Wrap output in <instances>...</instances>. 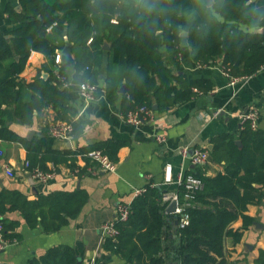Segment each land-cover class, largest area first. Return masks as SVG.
<instances>
[{
  "label": "trees",
  "instance_id": "16d2710c",
  "mask_svg": "<svg viewBox=\"0 0 264 264\" xmlns=\"http://www.w3.org/2000/svg\"><path fill=\"white\" fill-rule=\"evenodd\" d=\"M22 9L8 6L6 29L0 27V139L20 141L28 149L32 166L46 169V160L39 148L18 134L6 121V107L14 106L17 117L27 124L34 118L35 110L52 106L58 118L73 122L76 134L83 125L82 119L73 121L67 93L55 83V68L64 74L65 65L56 62V55L65 38L80 50L73 64L82 73V80L97 83L103 63V44L111 42L106 93L116 96L127 78V94L123 107L128 112L138 106L170 109L176 102L207 93L213 85L205 79H188L175 71L178 63L170 65L160 50L162 40L171 56L184 51L181 31L186 30L188 46L194 60L202 66L220 63L230 77L251 76L264 66V32L255 28L264 26V6L248 0H19ZM81 12L78 24L72 28L71 15ZM68 22V23H67ZM246 25L249 29L243 28ZM53 26L54 30L48 29ZM41 51L47 57L44 69L48 78L39 74L34 81L26 82L24 71L31 52ZM180 58V57H179ZM117 68V73L112 68ZM62 74V75H63ZM118 75L119 78H116ZM32 93L25 97L24 89ZM219 134L210 149V159L225 162L224 170L208 174L206 165H195L186 171L203 182L194 191L180 183L176 192L182 203L188 202L184 212L189 214L185 226L175 227L172 221L181 214L167 212L163 192L148 184L131 202L129 217L116 219L119 233L116 239L107 237L103 248L120 260L107 264H231L225 255L227 237L241 241L244 229L255 220L248 214L249 205L261 204L264 198V128L245 119L238 135ZM116 148V147H115ZM69 156L75 160L79 153ZM106 151V150H105ZM108 152V151H106ZM114 154V153H113ZM109 155L113 157L112 152ZM69 158V157H66ZM67 160V159H66ZM89 161V159H87ZM58 162V159H55ZM75 163V162H74ZM73 163V167L76 164ZM206 167V166H205ZM187 193L192 198L184 200ZM47 197V196H46ZM45 197V198H46ZM52 206L49 213L57 222L45 221L44 211L35 207L45 200H28L18 189L0 191V221L7 238L18 239L17 221L3 215L9 210H19L30 225L40 220L47 231L58 230L75 217L87 200L86 193L58 191L49 196ZM242 218L241 228L233 223ZM264 264V248L256 259ZM28 264H80L75 249L63 244L48 248L42 255H34Z\"/></svg>",
  "mask_w": 264,
  "mask_h": 264
},
{
  "label": "crops",
  "instance_id": "0c3cea01",
  "mask_svg": "<svg viewBox=\"0 0 264 264\" xmlns=\"http://www.w3.org/2000/svg\"><path fill=\"white\" fill-rule=\"evenodd\" d=\"M248 2L264 6V0ZM9 5H13L18 11L22 9L19 0H0V27L3 29H6ZM80 15L81 12H73L71 15L72 28L78 24ZM242 27L249 29L246 25ZM53 30V26L48 29L49 32ZM67 39L65 38L60 50ZM105 41L109 43L110 49H105L103 44L105 51L94 100L88 101L81 94L82 73L75 69L73 63L65 65L64 74L62 73L65 82L58 78L61 74L59 67L54 70L56 76L52 80L67 93L70 107L75 111L73 114L70 113L71 110L68 111L71 120L82 119L83 122L76 134H73V128L69 139L58 138L51 133L52 124L58 120H67L58 118L56 108L46 106L35 110L33 121L27 124L17 117L14 106L4 105L7 124L27 142L37 145L40 156L52 157L46 160V169L56 172L46 182L35 179L25 167V161L29 159L25 143L0 139V191L18 189L32 201L47 196L36 205L35 212L44 211V219L48 223L57 222L49 213V207L52 206L50 195L58 191L75 194L84 192L87 200L75 217H70L60 229L52 231L45 230L40 214V222L33 226L27 222L21 211H7L3 216L18 222L15 228L18 241L0 252V264H28L34 255H42L48 248L63 244L75 249L81 259L80 264L120 260L105 251L100 230L102 222L116 217L119 203L131 202L136 188L152 183L176 190L180 174L196 169L190 159L184 156V148L210 150L215 145L214 138L225 133L239 139L244 121L242 113L257 110L258 125L264 128V66L257 73L233 84L220 63L205 66L197 63L185 36L182 40L184 51L180 52L181 58L177 55L172 57L163 40L161 52L170 65H174L172 59L179 62L175 66L177 73L188 79L209 80L213 85L212 89L207 93H198L197 97L189 100L176 102L170 109H159L158 103H155L157 108H152V116L141 124L127 121V111L123 107L124 96L127 94V78L122 79V85L126 83V93L120 89L116 96L110 97L106 93V79L110 74L111 42ZM70 42L75 60L81 52ZM46 63L47 57L43 52L32 51L21 77L29 83L39 74L45 78L50 77L49 72L44 69ZM112 71L116 74L117 68L113 67ZM116 78H119L118 75ZM23 93L25 97H29L32 89L25 87ZM219 108L225 111H221L217 117L210 116L213 110ZM156 136H162L164 140L159 141ZM88 148L106 150L108 154L112 152L114 158L109 156L116 162V169L107 171L98 168L96 173L87 172V160L77 155L73 161L69 156L73 151ZM55 159H58L57 163ZM73 163L81 168V175L73 173ZM224 165V161L210 159L203 169L208 174H215L224 170ZM7 166L15 170V177L7 175ZM247 212L255 220L264 223V198L259 205H249ZM242 224L243 220L239 218L232 226L241 228ZM243 232L239 242H234L230 237L226 238L225 255L231 264H258L256 259L260 249L264 248V228L256 230L251 225Z\"/></svg>",
  "mask_w": 264,
  "mask_h": 264
},
{
  "label": "built area",
  "instance_id": "2783aa9c",
  "mask_svg": "<svg viewBox=\"0 0 264 264\" xmlns=\"http://www.w3.org/2000/svg\"><path fill=\"white\" fill-rule=\"evenodd\" d=\"M179 57H182V53L179 52ZM56 62H61V54L57 53L56 55ZM225 74L228 75L226 71H224ZM60 76V75H58ZM229 76V75H228ZM249 76H243V77H230L231 83H237L238 81L248 78ZM62 81L65 82V78L62 77ZM81 94L86 98V100H94L96 98L97 93V83H91L89 81H82L80 85ZM223 111V110H222ZM153 109L151 107H148L146 105H141L136 107L135 109H132L127 112L126 114V120L133 123V124H141L145 120L149 119L152 116ZM221 113L220 109L213 110L212 113H210V116L217 117ZM259 117V112L255 109L248 110L244 113H242L243 120L245 119H251L253 125L256 124V121ZM74 125L73 122L67 121V120H58L54 124H52V127L50 128L51 133L58 137L63 139H69L71 136V133L73 131ZM156 139L159 141H163L164 137L162 136H156ZM190 148L185 147L184 148V156H187L190 161L194 165H205L210 161V152L208 149H202V148H194V151L192 154H190ZM79 157L84 158L85 160L89 159L88 167L86 168L87 172L96 173L97 169H103L107 171H114L116 169V162L109 156L108 153H106L104 150L99 148H94L87 150L85 154L79 153ZM25 167L29 169L32 173V177H34L37 180L40 181H48L52 179L55 176V170H48L44 169L39 165L32 166L29 160L25 161ZM6 173L10 177H15L16 172L11 166L6 167ZM73 173L77 176L81 175L83 171L81 168L76 165L73 168ZM167 180V179H166ZM170 181V180H167ZM179 184L180 183H186L187 188L194 191L196 189H199L202 187V180L198 178L197 176L193 174H180L179 176ZM146 187H138L134 191V197L141 194ZM162 200L168 202L167 207L169 204L173 201H177V206L175 210V214H181L179 218V226L183 227L189 222V214L184 212L185 206H188L189 203H182L179 199L178 193L176 190H167L163 192ZM192 198V195L187 193L184 200H188ZM132 202V201H131ZM131 202H121L118 204L117 207V214L116 217L113 219L106 220L101 223L100 230H101V236L105 240L107 237H111L113 239L117 238V235L119 233V229L116 225V219L119 220H125L129 217L130 211H131ZM18 241L16 237L14 238H7L4 234V226L3 223L0 221V252L4 250L8 245L14 244ZM97 264H107L106 262H98Z\"/></svg>",
  "mask_w": 264,
  "mask_h": 264
},
{
  "label": "water",
  "instance_id": "95a60500",
  "mask_svg": "<svg viewBox=\"0 0 264 264\" xmlns=\"http://www.w3.org/2000/svg\"><path fill=\"white\" fill-rule=\"evenodd\" d=\"M213 3V0H208V4L211 5ZM255 31H259V32H264V26L261 27H257L255 28ZM181 36H188V32L186 30H182L181 31ZM72 43L67 39L66 40V44L64 45L63 49L60 50V54H61V63L64 65H68V64H72L74 62V58H73V54H72ZM104 48L105 49H110V45L107 41H105L104 43ZM120 91L123 93H126V83L124 82V84L121 86ZM154 108H157V104L154 105ZM236 142L238 144H241L242 141L241 139H237ZM194 151V148H190V154H192ZM157 186L159 188H161L160 184H157ZM176 206H177V201L173 200L169 206L167 207V212L170 214H174L175 216H177V214H175V210H176ZM172 224H174L175 227L179 226V218L175 217V219L172 221ZM252 227L256 230H259L260 228H264V223L258 221V220H254V222L252 223ZM79 259V258H78ZM81 259H79V263H80Z\"/></svg>",
  "mask_w": 264,
  "mask_h": 264
},
{
  "label": "rangeland",
  "instance_id": "374dc122",
  "mask_svg": "<svg viewBox=\"0 0 264 264\" xmlns=\"http://www.w3.org/2000/svg\"><path fill=\"white\" fill-rule=\"evenodd\" d=\"M61 63V62H60ZM60 80H62V73L60 74V76L58 77ZM220 109V111H225V109H222V108H219ZM216 110V109H215ZM212 113V112H211Z\"/></svg>",
  "mask_w": 264,
  "mask_h": 264
}]
</instances>
